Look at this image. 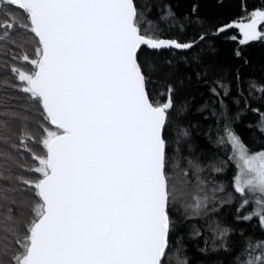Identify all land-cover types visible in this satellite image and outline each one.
I'll use <instances>...</instances> for the list:
<instances>
[{"label": "snow or ice", "instance_id": "1", "mask_svg": "<svg viewBox=\"0 0 264 264\" xmlns=\"http://www.w3.org/2000/svg\"><path fill=\"white\" fill-rule=\"evenodd\" d=\"M6 7L20 10L25 20L5 12L0 42L15 44L17 28L36 41L35 58L13 56L32 70L14 65L11 71L54 129L43 128L46 152L34 155L38 166L28 169L39 178H21L36 197L33 217L22 222L11 208L0 214V255L12 248L10 264H165L175 200L165 135L173 89L163 103L150 99L138 50L193 45L147 35L134 0H0V9ZM245 19L218 31L237 28L242 45L264 39V10ZM29 139L30 133L21 137L26 151ZM0 140L7 137L0 134ZM219 142L232 148L235 192L253 197L241 204L255 205L243 219L257 217L264 227V150L251 152L228 126ZM189 164L199 171V164ZM206 199L195 196L190 207L199 212ZM242 255L237 264H264V241H249Z\"/></svg>", "mask_w": 264, "mask_h": 264}, {"label": "trees", "instance_id": "2", "mask_svg": "<svg viewBox=\"0 0 264 264\" xmlns=\"http://www.w3.org/2000/svg\"><path fill=\"white\" fill-rule=\"evenodd\" d=\"M134 2L147 35L180 43L195 42L204 36L187 51H157L144 46L138 55L150 99L163 103L169 86L173 89L174 106L168 113L165 135L167 171L175 200L170 205L173 229L165 264H177L178 259H186L187 264H237L238 258H244L242 253L249 241H264V227L257 217L244 220L240 214L242 199L234 190L232 148L219 141L228 126L251 152L264 150V132L260 130L264 92L259 91L264 88V39L242 45L237 28L218 30L253 11L264 10V0ZM5 12L25 20L14 7L0 9V19L6 18ZM261 28L264 30V26ZM12 38L15 44L0 42V113H6L0 115L6 125L0 127V134L7 137L6 142L0 140V195L7 197L0 199V214H7L11 208L14 217L28 222L33 217L36 197L21 178H39L28 169L38 166L34 155L46 152L41 143L43 128L53 126L44 119L41 105L20 90L23 85L11 71L14 65L32 70L27 62L14 60L13 56L26 52L35 58L34 34L17 28ZM25 133L31 134L32 139L26 141L31 151L21 145ZM189 161L199 164V171ZM195 196L207 198L199 212L190 207ZM17 227L23 234L24 223ZM12 251L10 248L8 255H0L4 264H10Z\"/></svg>", "mask_w": 264, "mask_h": 264}, {"label": "rangeland", "instance_id": "3", "mask_svg": "<svg viewBox=\"0 0 264 264\" xmlns=\"http://www.w3.org/2000/svg\"><path fill=\"white\" fill-rule=\"evenodd\" d=\"M247 17H250V15L247 16ZM245 22L247 23L248 20L245 19ZM261 27L259 28V30L264 31ZM53 129H54V127H53ZM257 152H259V151H257ZM236 173H237V168H236L235 174ZM179 197L182 198V194H180ZM182 199H184V198H182ZM188 199H189V197H188ZM241 199H242V201H241V203L239 205L238 210H239L240 214H242V217H244V216L248 215L250 212L253 211V209L255 208V205L250 202L248 205H246L243 208H241V204L243 203L244 199H248L249 201H251L253 199V197L251 195H245V196H241Z\"/></svg>", "mask_w": 264, "mask_h": 264}, {"label": "water", "instance_id": "4", "mask_svg": "<svg viewBox=\"0 0 264 264\" xmlns=\"http://www.w3.org/2000/svg\"><path fill=\"white\" fill-rule=\"evenodd\" d=\"M134 4H135V2H134ZM226 25H228V24H226ZM225 26V25H224ZM228 30V29H227ZM204 37V36H203ZM162 39H166V38H162ZM169 40H171V39H169ZM201 41V39H199V40H197V41H195V42H189V43H191L193 46L192 47H194V46H196L199 42ZM142 47H144V46H142ZM141 47V48H142ZM147 47V46H146ZM191 47V48H192ZM148 48V47H147ZM171 49H174V50H178V51H187V50H190L191 48H189V49H176V48H174V47H170ZM148 49H151V48H148ZM163 49H169V48H161V49H151V50H157V51H159V50H163ZM141 50V49H140ZM140 50H138V55H139V52H140ZM139 62V61H138ZM143 71V70H142ZM146 88H147V85H146ZM148 91V90H147ZM170 111V110H169ZM169 113V112H168ZM54 127V126H53Z\"/></svg>", "mask_w": 264, "mask_h": 264}]
</instances>
